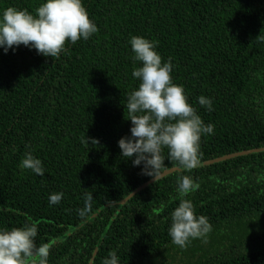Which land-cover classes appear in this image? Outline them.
I'll use <instances>...</instances> for the list:
<instances>
[{
	"label": "trees",
	"instance_id": "16d2710c",
	"mask_svg": "<svg viewBox=\"0 0 264 264\" xmlns=\"http://www.w3.org/2000/svg\"><path fill=\"white\" fill-rule=\"evenodd\" d=\"M39 2L0 0V9ZM82 3L98 31L66 41L58 57L23 45L0 51V226L34 223L36 243H52L48 264H100L110 250L120 264H264V0ZM133 35L155 43L188 103L214 125L200 138L201 166L183 173L199 183L184 198L208 218L206 242L180 248L167 234L179 201L175 162L148 183L120 156L117 140L130 134L125 95L137 83ZM28 150L42 176L19 167ZM55 192L63 196L50 205ZM84 193L92 218L79 228Z\"/></svg>",
	"mask_w": 264,
	"mask_h": 264
},
{
	"label": "clouds",
	"instance_id": "9594fccd",
	"mask_svg": "<svg viewBox=\"0 0 264 264\" xmlns=\"http://www.w3.org/2000/svg\"><path fill=\"white\" fill-rule=\"evenodd\" d=\"M97 31L82 0H40L33 11L12 5L0 9V51L5 54L23 45L35 49L38 55L58 57L66 51V41L74 44L78 39L87 40ZM128 43L132 60L138 62L131 70L137 83L125 95L123 108L130 121V134L117 140L120 156L140 166L141 174L153 182L165 170L164 161H174L181 173L175 189L179 201L169 213L167 234L171 243L180 248L193 239L206 242L212 226L205 215L195 212L192 201L184 198L198 189L199 183L183 173L201 166L200 138L213 134L214 125L205 124L188 103L183 86L174 83L170 75L174 65L168 59L162 62L152 40L133 35ZM196 99L206 111L213 110L210 97L201 95ZM91 143L97 141L92 139ZM19 167L38 176L44 174L41 160L30 150L24 152ZM62 196V192L50 193L48 203L58 204ZM92 198L90 193H84L83 207L76 210L79 228L92 218ZM36 236L37 226L27 221L19 227L0 226V264H48L52 243L38 245ZM55 242L64 241L57 238ZM100 264H120L116 251L110 250Z\"/></svg>",
	"mask_w": 264,
	"mask_h": 264
},
{
	"label": "water",
	"instance_id": "95a60500",
	"mask_svg": "<svg viewBox=\"0 0 264 264\" xmlns=\"http://www.w3.org/2000/svg\"><path fill=\"white\" fill-rule=\"evenodd\" d=\"M174 171H175V169H171V170L164 171V172H162V175H161L160 178H163V177H165L166 175H168V174H170V173H172V172H174ZM160 178H159V179H160ZM151 182H153L152 179H151L148 183H151ZM145 186H146V184H145Z\"/></svg>",
	"mask_w": 264,
	"mask_h": 264
}]
</instances>
